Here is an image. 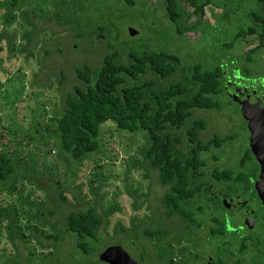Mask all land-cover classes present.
I'll return each mask as SVG.
<instances>
[{
	"label": "rangeland",
	"instance_id": "obj_1",
	"mask_svg": "<svg viewBox=\"0 0 264 264\" xmlns=\"http://www.w3.org/2000/svg\"><path fill=\"white\" fill-rule=\"evenodd\" d=\"M85 4L88 10L91 7V11L80 16L88 22L95 21L101 13V17L106 21L105 26L111 29L108 36L98 39L99 30L92 26L95 33L89 34L91 28L86 29L88 33L84 38H76L75 31L69 24H57L54 20L45 19L53 9V4L49 2L46 9L40 11L42 17L34 19L37 27L33 32L31 26L22 27L18 23H13L7 29L8 34L15 32V49L9 50L5 40H0V146L5 147L8 153L19 149L21 159L27 158L28 153H34L41 167L46 159L50 169H53V173L47 170L40 179L45 191L36 189L34 185H27L26 188L24 186L23 189L18 185L10 197L6 194L0 195V203L9 204L16 203L19 191L24 194L27 191L32 192V198L43 201L41 208L46 210V213L41 215L40 219L47 221L46 224L37 223L34 226L32 223L28 228H22L25 240L19 236L13 240L6 239L5 232L0 235V264H106L99 259V254L108 245L130 244L135 233L132 223L134 217H164L161 201L163 187L157 184L154 170L149 169L148 179H145V171L136 170L128 163L132 156L138 157L135 149L143 143L140 134L119 131L112 122H105L101 127L99 152L83 159L79 165L66 163L64 159L59 158L52 139L36 141L34 131L45 133L52 129L50 119L53 117V110L60 109L62 96L71 91L75 84L80 83L75 66H97L104 52L120 48L122 45L127 51L174 52L181 57L185 66H192L195 62H200L206 69L220 66L224 75L226 72L227 76L235 73H238V76L243 75L246 84L250 81L246 77H252L254 67L257 68L254 64H259L258 68L264 75L261 61L256 59L251 65L244 58L251 47L250 44L255 41L254 36L246 35L233 39L234 33L249 23L247 13L257 7L255 0H211V4L204 7L203 24L183 33H178L175 24L168 19L164 0H86ZM186 7L192 9L187 3ZM107 10L108 12H105ZM2 12L0 9V15ZM194 19L196 17L193 15L191 21ZM130 29L136 33L130 35ZM1 30L0 21V33ZM23 31L31 32L29 43L21 37ZM231 40L232 44H229ZM22 46L32 52L31 56L27 52H19ZM122 59L126 60L125 54ZM229 85L230 83H227V86ZM218 99L222 113L194 111L193 117H202L206 122L199 136L201 140L206 141L214 132L224 134L225 129L228 130L231 125L229 120H232L238 130L235 132V139L229 144L238 151L247 140L245 122L234 100L228 95H219ZM27 132L30 133L28 136ZM234 160L232 159L233 164ZM67 167L72 169L68 170ZM68 173L70 176L65 180ZM94 173L96 179L101 180L99 196L96 198L88 190ZM54 181H64L63 188L67 191L68 200L58 198ZM93 184H97L96 180H93ZM76 185L81 187L76 188ZM138 187L139 194L134 197H137L136 200L141 205L135 210L131 192ZM114 203L120 210L106 218L103 211ZM52 207L55 212L49 214L48 211ZM89 207L95 208L102 223L97 231L98 242H90L92 251L85 255L76 247V238L65 231L64 221L67 213L86 210ZM31 212H36V209H31ZM224 213L228 228L229 225L237 226L242 223L240 212ZM147 223L151 226L146 218L142 225L147 226ZM154 224L155 221L152 222L153 228L156 227ZM165 224L167 223H161L160 226L164 228ZM256 224L252 231L261 233V230H264V210H261ZM34 227L41 229L42 233L33 231ZM53 227L62 233L59 240L55 238L56 230L54 231ZM140 241L145 245L144 238H140ZM147 244L148 251L151 252L152 244ZM30 253L33 254L30 256ZM152 263L151 260L147 261V264Z\"/></svg>",
	"mask_w": 264,
	"mask_h": 264
},
{
	"label": "trees",
	"instance_id": "obj_2",
	"mask_svg": "<svg viewBox=\"0 0 264 264\" xmlns=\"http://www.w3.org/2000/svg\"><path fill=\"white\" fill-rule=\"evenodd\" d=\"M49 2L53 4V9L45 19L54 20L57 24H69L78 39L87 35L86 29L91 28L89 34L95 33L92 26L99 30L98 39L108 36L111 31L105 26L106 21L101 17V13L95 21L87 22L80 16L91 11V7L88 10V6H85L86 0H2L0 40H5L9 50L15 49L13 41L15 32L8 34L7 29L13 23H18L22 27L31 26L33 32L37 27L34 19L42 17L40 11L46 9ZM164 2L166 15L175 24L178 33L202 25L204 7L211 4V0H164ZM255 2L257 7L247 13L249 23L239 28L233 39L258 32L261 47L264 45V0ZM186 3L192 9H188ZM225 12L226 10L223 14ZM193 15L196 19L191 21ZM106 16L109 18L108 13ZM31 32L23 31L21 35L28 43ZM229 44H232V40ZM19 52H27L30 56L32 54L25 46H22ZM123 54L126 55V60L122 59ZM244 57L249 61L250 51H247ZM74 69L80 83L75 84L71 91L62 96L61 108L53 110V117L50 119L52 129L45 133L34 131L36 141L52 139L59 158L64 159L66 163L79 165L83 159L99 152L101 127L105 122H112L119 131L140 134L143 143L135 149L138 157L132 156L128 163L136 170L145 171V179H148L147 171L154 170L157 184L163 187L161 201L166 218L172 213L181 216L193 215L195 212L191 210L193 199L195 200L196 195L200 193V186L204 185L201 175L206 161L200 156V152L213 144L220 146L223 141L230 138L225 136L201 140L199 133L206 126L205 119L193 117L197 109L220 108L218 96L222 94L225 83L221 67L206 69L200 62L185 66L181 57L174 52L127 51L121 45L120 48L104 52L99 65L90 67L82 64L75 66ZM26 134L28 136L30 133ZM20 156L19 149L8 153L5 147L0 146V195L6 194L10 197L18 185L22 186V189L24 186L26 188L27 185H34L36 189L45 191L40 179L47 170L53 173L47 160H44L41 167L34 153H28L27 158L21 159ZM246 160V156L242 157L241 164H245ZM70 169L72 168H68ZM217 175L220 180L233 185L239 184L248 190L256 173L249 169L247 172L239 173H235L234 170H222ZM69 176L68 173L65 180H68ZM95 176L96 173L88 185V190L94 198L99 196L98 191L101 187V180ZM93 180H96V185L93 184ZM54 184L58 189V198L68 200L67 191L63 188L64 181L63 183L54 181ZM75 187L80 188L81 185ZM138 190L139 187L131 192L135 210L141 205L138 204L137 197H134L135 194H139ZM18 196L16 203H0V235L5 232L6 239L9 240L16 236L25 240L22 228H28L32 223L36 226L37 223L40 225L47 222L40 219L41 215L46 213V210L41 208L43 201L32 198V192L29 191L25 194L19 191ZM31 209H36V212H31ZM119 210V206L114 203L105 209L103 214L107 218ZM53 212L54 207L48 211L49 214ZM155 217L156 219L148 215L143 219L134 217L132 219L134 236L136 234L137 236L143 234L149 238L156 235L166 236L170 228L159 226L164 217L161 215ZM146 218L151 226L149 223L147 226L142 225ZM184 220L190 222L186 217ZM154 221L156 228L152 226ZM101 223V216L94 207L71 211L66 214L64 221L65 231L76 238V247L85 255L92 251L90 242L91 244L98 242L97 231ZM53 229L56 230L54 227ZM33 231L42 233L37 227H34ZM61 234L56 230V240L61 238ZM32 254L30 253V256Z\"/></svg>",
	"mask_w": 264,
	"mask_h": 264
},
{
	"label": "flooded vegetation",
	"instance_id": "obj_3",
	"mask_svg": "<svg viewBox=\"0 0 264 264\" xmlns=\"http://www.w3.org/2000/svg\"><path fill=\"white\" fill-rule=\"evenodd\" d=\"M248 35L254 36L255 39L248 50L249 62L252 65L258 59L264 66V45L260 47L261 37L258 32ZM254 66L257 68L254 67L253 76L246 77L250 80L248 84L243 80L244 76H238V73L227 76L226 72V75H223L225 83L221 95H228L238 104L239 114L246 125L245 145L237 151L229 144L235 139V132L238 130L232 120H229L231 125L228 130L225 129L224 134L213 133L209 139L225 136L230 138L220 146L213 144L200 152L206 165L201 175L204 185L200 186V193L193 199L191 210L195 211L194 214L181 216L172 213L167 218L164 216L162 223H167L165 227L170 228L169 235L149 238L136 234L130 244H127L131 254L133 253L132 256H136L138 264H147L149 260L153 261L152 264H264V230H261V233L252 231L261 216V210H264L263 201L257 192V182L260 180L264 161L257 159L250 144L251 128L254 127L252 123L256 124L257 120H262L264 116V75L258 68L259 64ZM227 83L230 85L227 86ZM200 110L222 113L220 109ZM244 156L247 160L245 164H241V158ZM232 159H235L234 164ZM248 169L256 173L248 190L239 184L233 185L220 180L217 175L222 170H234L239 173L247 172ZM225 211L233 214L240 212L242 223L237 226L229 225L228 228V220L223 215ZM184 217L190 222H186ZM140 238H144L145 245ZM147 242L152 244L151 252L148 251Z\"/></svg>",
	"mask_w": 264,
	"mask_h": 264
},
{
	"label": "water",
	"instance_id": "obj_4",
	"mask_svg": "<svg viewBox=\"0 0 264 264\" xmlns=\"http://www.w3.org/2000/svg\"><path fill=\"white\" fill-rule=\"evenodd\" d=\"M129 32L130 35L136 33L133 29ZM261 119L257 120L256 124L252 123L254 127L251 128L250 144L257 159L264 161V116ZM262 168L260 180L257 182V192L264 205V163ZM129 248L127 243L109 245L99 254V259L109 264H138Z\"/></svg>",
	"mask_w": 264,
	"mask_h": 264
}]
</instances>
